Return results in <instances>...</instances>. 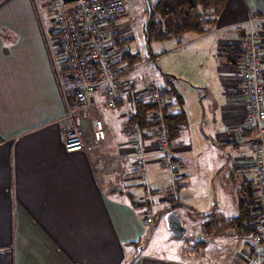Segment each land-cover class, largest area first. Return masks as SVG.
I'll return each mask as SVG.
<instances>
[{
    "label": "crops",
    "instance_id": "obj_1",
    "mask_svg": "<svg viewBox=\"0 0 264 264\" xmlns=\"http://www.w3.org/2000/svg\"><path fill=\"white\" fill-rule=\"evenodd\" d=\"M42 4L43 0H0V264H252L250 234L244 235L233 220L237 202L245 198L243 188L255 183L253 159L259 138L243 125V102L234 87L235 67L229 55L230 47L248 30L249 18H264V0H226L214 27L204 35L194 34L196 40L214 35L212 46L227 54L226 63L216 68L224 74L225 102L217 107L222 125L211 130V141L220 149L230 147L227 164L232 170L234 206L232 215L213 209L205 215L200 212L206 210L196 212L205 217L200 220L187 212L184 217L179 214L187 208L177 191L186 185L184 168L190 149L180 140L192 105L175 87L178 78L166 74L161 78L164 85L154 83L167 92L165 118L178 128L171 143L172 157L179 164V180L174 182V174L168 171L166 180L163 173L151 123L141 127L136 121L140 115L149 121L152 106L145 111L144 104H150L145 92L148 83L143 87L139 73H134L145 58L126 45L132 36L124 52L117 44L119 34L131 32L125 15L113 22L109 39L119 50L114 64L126 70L119 80L129 100L123 95L108 107L103 90L98 89L91 95L90 107L82 108L59 83L49 48L54 41L52 24L37 10ZM143 35L145 40L144 24ZM59 71L65 74L64 66ZM69 108L80 113L88 143L93 141V122L103 124L106 138L90 152L67 153L63 148ZM195 112L197 117L192 118L200 120L196 107ZM133 124L142 132L144 181L135 175L136 155L128 132ZM172 183L178 187L169 197ZM146 194L155 219L174 206L185 232L188 227L189 247L174 257L142 255L141 242L149 227L144 219ZM198 229L201 234L196 235Z\"/></svg>",
    "mask_w": 264,
    "mask_h": 264
},
{
    "label": "built area",
    "instance_id": "obj_2",
    "mask_svg": "<svg viewBox=\"0 0 264 264\" xmlns=\"http://www.w3.org/2000/svg\"><path fill=\"white\" fill-rule=\"evenodd\" d=\"M125 0H43L38 5V14L48 16L54 35L50 42V53L59 74V83L65 94L73 96L75 103L82 108H89L91 95L102 89L105 103L114 107L125 95L121 89L120 77L126 72L124 67L116 66L113 59L119 54L117 47L110 41L114 32L113 22L125 14ZM142 14H139L141 16ZM248 30L243 31L241 39L230 47L235 55V85L243 102V125L253 130L259 138L253 166L255 169L254 197L251 210L255 216L253 231L250 234L251 246L248 254L252 264H264V18L251 17ZM122 43L131 39V32L122 34ZM123 52L125 43L120 46ZM151 60L144 59L139 66H146ZM64 66L65 74L60 75L59 67ZM148 93L152 106L149 121L154 133L156 149L160 163L178 179V164L173 160L169 141V127L165 120V108L169 96L165 89L149 82ZM129 100V95L123 96ZM69 127L63 148L65 152H90L92 146L105 140L106 135L100 120L93 122L92 143L83 138L81 115L69 108L66 114ZM128 132L135 151V175L141 181L146 179L144 149L139 128L130 125ZM178 186L175 183L168 189L172 197ZM149 194L143 198L145 205L144 219L148 225L155 223V214L148 204Z\"/></svg>",
    "mask_w": 264,
    "mask_h": 264
},
{
    "label": "rangeland",
    "instance_id": "obj_3",
    "mask_svg": "<svg viewBox=\"0 0 264 264\" xmlns=\"http://www.w3.org/2000/svg\"><path fill=\"white\" fill-rule=\"evenodd\" d=\"M125 1L127 8L123 19L129 24L133 37L131 43L126 45L129 46L131 52H140L143 58L152 59L151 63L142 68L138 64V68L134 71V73H139L143 87L149 82L164 85L162 79L166 74L177 77L175 87L186 99L187 105H192L188 106L187 117H190V120L189 122L186 120L187 123L180 140L190 149L189 160L184 168L186 185H182L177 191H181L179 199L185 203L187 208L179 210V214L184 217V212H187L196 220L205 218L199 217L196 213L201 210H206L200 212L202 215L212 209L221 215H232L234 206L231 205V194L233 191L229 181V174L232 170L227 164V156L231 155L230 147L220 149L211 141L214 139L211 130L222 125L218 120L217 107L225 102L223 96L225 88L221 80L224 74L218 73L216 68L226 63L227 54L223 51L219 54L217 45L212 46L216 38L214 35L207 39L196 40L197 37L194 34L187 33L179 39L151 42L147 46L143 35L146 0ZM148 2L152 3L153 0H148ZM139 13H142V17L138 16ZM118 37L120 40L123 39L122 34ZM195 107L200 114V120L196 119L197 121L192 118L194 115L197 117ZM190 113L193 114L190 116ZM213 118L217 119V123ZM163 173L166 180H169L170 173L166 168H163ZM152 209L155 213L153 204ZM155 209L158 210L160 207L156 206ZM157 218L155 224L149 225L142 239L141 245L144 247L142 255L174 257L175 252L189 247L187 244V237L190 236L188 227L181 238H174L165 226L164 216L158 220ZM194 233L198 235L201 231L198 229ZM191 235L194 234L191 233Z\"/></svg>",
    "mask_w": 264,
    "mask_h": 264
},
{
    "label": "trees",
    "instance_id": "obj_4",
    "mask_svg": "<svg viewBox=\"0 0 264 264\" xmlns=\"http://www.w3.org/2000/svg\"><path fill=\"white\" fill-rule=\"evenodd\" d=\"M225 2L226 0H155L152 4L149 2L150 16L147 10H145L146 19L144 22L147 45L151 42L179 39L186 33H193L195 35L208 33L214 27L216 17L222 10ZM124 43L119 41L117 44L122 46ZM231 54L229 55L231 65L235 67V55ZM144 105L147 107L145 111H149L151 104L145 103ZM140 116L136 119L139 126L142 127L145 123H150L146 117ZM165 120L169 127V141L172 143L178 135V128H176L177 125L171 124V121L168 122L166 118ZM243 189L241 197L245 198L239 199L237 202L238 215L233 221L244 235H249L253 231L255 220L253 211L250 209L253 204L254 189L250 184L245 185ZM174 208V206L166 208L157 219L161 218L166 211Z\"/></svg>",
    "mask_w": 264,
    "mask_h": 264
},
{
    "label": "water",
    "instance_id": "obj_5",
    "mask_svg": "<svg viewBox=\"0 0 264 264\" xmlns=\"http://www.w3.org/2000/svg\"><path fill=\"white\" fill-rule=\"evenodd\" d=\"M146 10L150 16L149 2L146 0ZM149 19V18H148ZM205 215V214H204ZM164 222L167 230L174 238H181L185 232V228L183 226V222L178 212L174 209L168 210L164 214ZM140 248L137 249L139 252Z\"/></svg>",
    "mask_w": 264,
    "mask_h": 264
}]
</instances>
